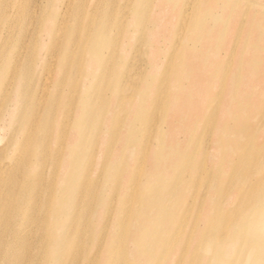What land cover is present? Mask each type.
I'll list each match as a JSON object with an SVG mask.
<instances>
[{"label":"bare ground","instance_id":"obj_1","mask_svg":"<svg viewBox=\"0 0 264 264\" xmlns=\"http://www.w3.org/2000/svg\"><path fill=\"white\" fill-rule=\"evenodd\" d=\"M148 1L0 0V264H264V3Z\"/></svg>","mask_w":264,"mask_h":264},{"label":"rangeland","instance_id":"obj_2","mask_svg":"<svg viewBox=\"0 0 264 264\" xmlns=\"http://www.w3.org/2000/svg\"><path fill=\"white\" fill-rule=\"evenodd\" d=\"M157 1V2H156ZM233 1V0H232ZM257 1H259V3H264V0H257ZM156 2V6H155V9L154 8H152V12L153 13H155L157 10H159V7L160 6H162L161 8V10H163V11H166V12H170V9H172L173 8V5H172V2L171 1H165V0H163V3H162V1L161 0H155L154 1V3ZM145 3V5H147V6H149L150 5V3H151V0H149L148 2H144ZM143 5V4H142ZM141 5V6H142ZM160 10V11H161ZM160 11H158V12H156L157 14H159L160 13ZM162 11V12H163ZM171 13V12H170ZM219 14V13H218ZM220 15V14H219ZM172 18V17H171ZM148 26H150V27H153V23H151V22H149L148 23ZM163 26H164V30H161V31H158V33H159V36H158V38H151V39H156L155 40V44H156V42H159L160 44H162V43H164V44H167V41L165 40V35H167L171 30H175L176 31V26L175 25H172V23H170V21L169 20H164L163 21ZM236 25L235 24H231V25H227V35H226V37H225V42H226V45H227V43H232V41L234 40V33H235V30H232V29H234L233 27H235ZM175 28V29H174ZM136 37L138 36V37H141V33H142V30L141 29H139V28H137L136 29ZM241 34L243 35V33L241 32ZM158 39V40H157ZM150 40V39H149ZM240 40H242L241 38H240ZM152 40H150L149 42H147V43H144L143 44V50L144 51H147V52H145L144 53V56L145 57H149V56H151V54H152V51H153V49H156L157 48V45H156V47L155 48H153V47H150L151 45H150V42H151ZM141 46H142V44H141ZM172 48V47H171ZM171 49H170V47L168 48V50L166 51V52H162V55L160 56V58H159V60L161 61V64H159L158 65V67L160 68V71L162 72H166V70H167V67H168V65H169V63H170V57H171ZM224 53L223 52H221V56L223 55ZM143 64H144V68L146 67V63L145 62H143ZM180 121V120H179ZM181 122H183V123H185V122H187V120H182ZM12 208V206L9 208V210ZM9 210H8V214H9ZM21 218H22V220L20 221L21 223H19L20 225H22L23 223H24V221H25V216H21ZM4 224H6L7 225V227H8V222L6 223L4 220L3 221H0V243H1V241H2V237H1V235H4V234H2L1 232H3V228H4ZM29 224V226L31 225V223L29 222L28 223ZM19 225V226H20ZM28 226V227H29ZM24 227H25V224H24ZM79 232H81V233H83V229H81L80 231H78L77 229H76V227H75V230L74 231H72V232H70V237H68L69 238V243L66 245L67 246V248L65 249V251H67V249H71V252L73 251V250H76V249H74V248H78V246L77 245H75L73 242L75 241V243L78 241V239L77 238H82V237H79L78 236V234H79ZM71 238H73V239H71ZM36 241H37V239H36V236L35 235H33L32 237H29V238H27L25 241H23L22 243H21V245L17 248V249H15L14 251H12V255L13 256H17V257H20V258H22L23 259V261L22 262H20V263H15V264H45L46 262L45 261H42L43 259H46L47 257H45V254H44V251H40L39 250V248H37L36 247ZM28 243H31V245L30 246H28ZM86 244H85V242H83L82 241V247H79L78 249L80 250V252H78L77 253V256H76V258H75V260L73 261V264H81L80 262H82L81 260H80V257H81V251L83 250L84 251V249H86V246H85ZM71 247V248H70ZM64 251V252H65ZM47 252V251H46ZM84 254V253H83ZM34 256H36V260L34 259ZM48 258H50V257H48ZM70 262H72V259L70 260ZM69 262V263H70ZM68 263V264H69ZM62 264H63V262H62ZM66 264V263H65Z\"/></svg>","mask_w":264,"mask_h":264}]
</instances>
